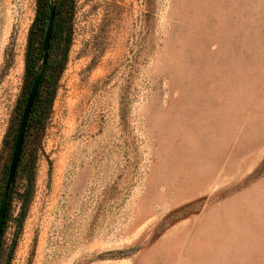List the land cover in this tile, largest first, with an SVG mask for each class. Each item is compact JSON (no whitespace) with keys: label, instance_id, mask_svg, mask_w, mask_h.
I'll list each match as a JSON object with an SVG mask.
<instances>
[{"label":"rangeland","instance_id":"1","mask_svg":"<svg viewBox=\"0 0 264 264\" xmlns=\"http://www.w3.org/2000/svg\"><path fill=\"white\" fill-rule=\"evenodd\" d=\"M35 13L0 0V179ZM42 148L0 264H264V0H76Z\"/></svg>","mask_w":264,"mask_h":264},{"label":"trees","instance_id":"2","mask_svg":"<svg viewBox=\"0 0 264 264\" xmlns=\"http://www.w3.org/2000/svg\"><path fill=\"white\" fill-rule=\"evenodd\" d=\"M51 4L56 6V16L48 59L43 67L42 46ZM75 13L76 0H36L35 18L29 30L25 54L24 83L14 109L12 123L4 139L8 155L0 179V201L6 186L17 131L33 79L41 69L43 77L28 119L15 181L8 194V208L0 240V253L8 224L13 219L17 227V235L20 234L34 197L38 156L43 150L42 142L53 111L59 81L67 65L73 41ZM15 200L20 203V209L14 218L12 205ZM15 245L16 239L12 248Z\"/></svg>","mask_w":264,"mask_h":264},{"label":"water","instance_id":"3","mask_svg":"<svg viewBox=\"0 0 264 264\" xmlns=\"http://www.w3.org/2000/svg\"><path fill=\"white\" fill-rule=\"evenodd\" d=\"M55 16H56V6L54 4H51L47 29H46V33H45L44 40H43V46H42L43 67L46 64L48 55H49V48H50V43H51V39L53 35ZM42 77H43V70L41 69L35 75L33 79V83H32V86H31V89H30V92L27 98V102H26V105H25V108H24V111L21 117L18 131H17L12 159H11V163L9 166L8 178H7L6 186L2 194L1 201H0V240L2 236L6 212L8 208V194H9L11 186L13 185L15 181L16 171L18 168V163H19V159H20V155H21V151L23 147V141H24V137L26 133L28 119H29L32 107L34 105L35 98H36Z\"/></svg>","mask_w":264,"mask_h":264}]
</instances>
